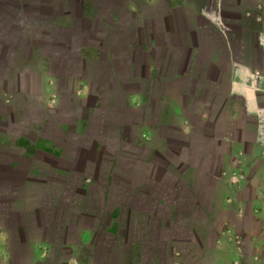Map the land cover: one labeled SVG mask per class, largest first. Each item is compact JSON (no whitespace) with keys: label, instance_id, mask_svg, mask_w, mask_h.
Masks as SVG:
<instances>
[{"label":"crops","instance_id":"obj_1","mask_svg":"<svg viewBox=\"0 0 264 264\" xmlns=\"http://www.w3.org/2000/svg\"><path fill=\"white\" fill-rule=\"evenodd\" d=\"M261 9L0 0V264H264Z\"/></svg>","mask_w":264,"mask_h":264},{"label":"rangeland","instance_id":"obj_2","mask_svg":"<svg viewBox=\"0 0 264 264\" xmlns=\"http://www.w3.org/2000/svg\"><path fill=\"white\" fill-rule=\"evenodd\" d=\"M230 9H231V7H230ZM262 10V9H261ZM261 13L262 14H260L259 15V17H260V19H263V17H264V9L261 11ZM248 15V14H247ZM251 14H249L248 16H243L244 17V25H248V26H250V25H252L253 24V22L254 21H252L253 19L251 18ZM259 19V20H260ZM261 21V20H260ZM255 26H258L259 28H261V25L260 24H254ZM249 32H251L252 33V31L251 30H246V31H244L243 32V36L245 37V38H252V36H251V33H249ZM5 125H8V124H6L5 123ZM25 135H28V137H29V139H37V140H40L41 138L42 139H49V135L47 134V133H36V134H34L33 132H30V133H28V132H26V133H24ZM34 134V135H33ZM28 142V141H27ZM25 143V144H24ZM18 144V143H17ZM24 145H29V144H26V142H22V145L21 146H24ZM37 148H39V145H37V146H35V149H37ZM220 220L221 219H219V222H217V226H221V224H220ZM207 232H205L206 233V236H207V240H208V242H211V239L209 238V233H210V230H206ZM187 246V245H186ZM243 249H246L247 251H249V250H251V248H250V246L248 245V242H244L243 243ZM134 256H132L131 257V259L127 262L126 261V263L125 264H143L142 262H141V260H140V256H136V258H133ZM210 258H212L211 256H210V254H198V253H188V254H185V255H180L179 256V258H178V260H179V263L180 264H208V263H210L211 264V259ZM145 264H151V263H149V262H147V263H145ZM169 264H170V262H169Z\"/></svg>","mask_w":264,"mask_h":264},{"label":"trees","instance_id":"obj_3","mask_svg":"<svg viewBox=\"0 0 264 264\" xmlns=\"http://www.w3.org/2000/svg\"><path fill=\"white\" fill-rule=\"evenodd\" d=\"M227 9H225V12L223 13V15L224 14H226V15H228L229 16V14H228V12L226 11ZM232 12H230V13H232V14H237V11L235 10V9H233V10H231ZM225 16V15H224ZM237 18L239 19V16H237ZM220 19H222L221 18V15H220ZM225 19V18H224ZM254 24H256L255 22H253V24L252 25H250L249 26V28H254V34H255V30H257V28H258V26H255ZM225 30H226V28H225V26H222ZM211 29V32L210 33H208V32H206V31H204L203 30V36H204V40L205 41H207V40H209V39H213L212 37L213 36H219L220 35V32H219V29H213L212 27L210 28ZM227 32H230V29L228 28V30H227ZM230 34H231V32H230ZM230 34H228L229 35V38H231L230 37ZM232 36V35H231ZM6 152H7V150H6ZM3 161V160H2ZM1 167H4V166H2V164H0V168ZM85 172V171H84ZM82 176H84V177H88V175H86V174H82ZM82 176H78V179L80 180L81 178H82ZM151 257V256H150ZM150 260V259H149Z\"/></svg>","mask_w":264,"mask_h":264}]
</instances>
